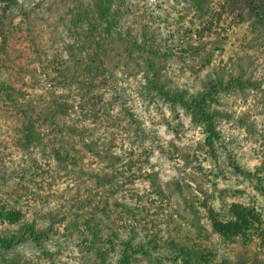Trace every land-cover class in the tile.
<instances>
[{
  "label": "rangeland",
  "instance_id": "rangeland-1",
  "mask_svg": "<svg viewBox=\"0 0 264 264\" xmlns=\"http://www.w3.org/2000/svg\"><path fill=\"white\" fill-rule=\"evenodd\" d=\"M258 2L0 0V264H264Z\"/></svg>",
  "mask_w": 264,
  "mask_h": 264
},
{
  "label": "trees",
  "instance_id": "trees-1",
  "mask_svg": "<svg viewBox=\"0 0 264 264\" xmlns=\"http://www.w3.org/2000/svg\"><path fill=\"white\" fill-rule=\"evenodd\" d=\"M259 11H264V0H259L257 6ZM193 117L200 120L206 117L208 113H203L202 100L194 99ZM201 121V120H200ZM213 132V128H210ZM232 216L227 219L214 218V227L224 242H233L240 240L244 245H250L253 242L258 243L264 247V219L256 212L255 208L241 204L234 203L230 207ZM7 220L15 222L18 221L22 214L16 211H7L5 214ZM184 264H214V262L206 256L200 255V252L192 253L191 248L183 247ZM205 262V263H204ZM264 262V261H263ZM262 262V263H263ZM223 264H232L231 260L225 259Z\"/></svg>",
  "mask_w": 264,
  "mask_h": 264
}]
</instances>
